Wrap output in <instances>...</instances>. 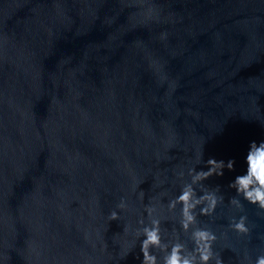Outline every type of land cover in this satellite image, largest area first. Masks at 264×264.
I'll return each instance as SVG.
<instances>
[{
  "label": "water",
  "instance_id": "obj_1",
  "mask_svg": "<svg viewBox=\"0 0 264 264\" xmlns=\"http://www.w3.org/2000/svg\"><path fill=\"white\" fill-rule=\"evenodd\" d=\"M254 140L264 0H0V264H141L146 205L191 247L168 203L209 158L236 166L203 182L223 201L198 226L252 264L264 210L229 184ZM241 215L248 234L228 227Z\"/></svg>",
  "mask_w": 264,
  "mask_h": 264
},
{
  "label": "clouds",
  "instance_id": "obj_2",
  "mask_svg": "<svg viewBox=\"0 0 264 264\" xmlns=\"http://www.w3.org/2000/svg\"><path fill=\"white\" fill-rule=\"evenodd\" d=\"M202 156L203 152L199 162ZM245 163V172L236 175L229 184V187L235 190V195L230 198L229 203L241 211L244 201L264 210V140L250 142ZM206 164L207 170L197 171L196 167L188 170L191 180L183 184L180 194L168 203L169 210H175L177 205L180 206L179 223L182 230L189 234L191 247L186 242H182L179 236L175 241H166L162 235L160 219L153 217L155 209L146 205L148 222L141 218L138 222L140 227L137 229L142 253L141 264H212L213 261L215 264H224L222 256L214 249L217 235L211 229L198 226L195 210L199 207L200 215L210 216L215 213L223 197L218 196L216 191L207 190L203 182L213 175L223 176L225 169L235 170L236 161L235 159L225 161L209 158ZM197 186L203 194L197 193ZM126 206V202L122 199L117 207L123 209ZM110 219L118 220L119 213L112 211ZM228 227L240 234L250 232L246 215L232 217ZM141 237L144 238L141 240ZM252 264H264V254L256 256Z\"/></svg>",
  "mask_w": 264,
  "mask_h": 264
}]
</instances>
